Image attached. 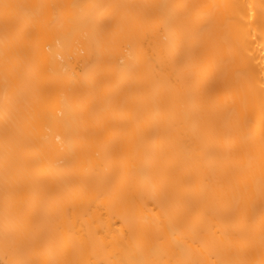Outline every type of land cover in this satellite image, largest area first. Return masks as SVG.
<instances>
[{
  "label": "bare ground",
  "instance_id": "obj_1",
  "mask_svg": "<svg viewBox=\"0 0 264 264\" xmlns=\"http://www.w3.org/2000/svg\"><path fill=\"white\" fill-rule=\"evenodd\" d=\"M0 264H264V0H0Z\"/></svg>",
  "mask_w": 264,
  "mask_h": 264
},
{
  "label": "snow or ice",
  "instance_id": "obj_2",
  "mask_svg": "<svg viewBox=\"0 0 264 264\" xmlns=\"http://www.w3.org/2000/svg\"><path fill=\"white\" fill-rule=\"evenodd\" d=\"M14 6H12V5H9V4H3V8L6 10V13L10 10V9H12Z\"/></svg>",
  "mask_w": 264,
  "mask_h": 264
}]
</instances>
